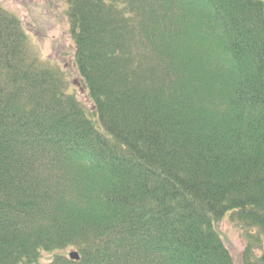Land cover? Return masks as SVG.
Here are the masks:
<instances>
[{
    "label": "trees",
    "instance_id": "1",
    "mask_svg": "<svg viewBox=\"0 0 264 264\" xmlns=\"http://www.w3.org/2000/svg\"><path fill=\"white\" fill-rule=\"evenodd\" d=\"M66 15L89 109L0 5V264H234L224 217L264 235V0Z\"/></svg>",
    "mask_w": 264,
    "mask_h": 264
},
{
    "label": "rangeland",
    "instance_id": "2",
    "mask_svg": "<svg viewBox=\"0 0 264 264\" xmlns=\"http://www.w3.org/2000/svg\"><path fill=\"white\" fill-rule=\"evenodd\" d=\"M0 5L20 18L34 52L50 59L51 62L55 61L64 69L70 91H74L88 109L91 108L92 102L86 89L80 91L75 85L76 81L81 79L73 60L75 42L66 15L68 0H0ZM229 218L230 216L224 217L217 224V230L231 251L234 264H244L242 259L247 245L251 246L254 259L263 257L264 235L254 231L255 234L252 235L250 229ZM256 237L259 238L258 241ZM71 250L73 249L68 248L62 253L69 255ZM52 258L53 253H43L40 260L41 263H47L52 261Z\"/></svg>",
    "mask_w": 264,
    "mask_h": 264
},
{
    "label": "water",
    "instance_id": "3",
    "mask_svg": "<svg viewBox=\"0 0 264 264\" xmlns=\"http://www.w3.org/2000/svg\"><path fill=\"white\" fill-rule=\"evenodd\" d=\"M69 258L73 259V260H79V253L77 251H71L69 254Z\"/></svg>",
    "mask_w": 264,
    "mask_h": 264
}]
</instances>
